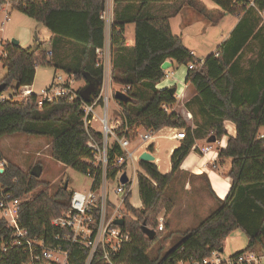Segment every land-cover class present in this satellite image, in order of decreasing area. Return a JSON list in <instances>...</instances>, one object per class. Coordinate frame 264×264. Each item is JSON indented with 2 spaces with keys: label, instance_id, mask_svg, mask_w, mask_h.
<instances>
[{
  "label": "trees",
  "instance_id": "obj_1",
  "mask_svg": "<svg viewBox=\"0 0 264 264\" xmlns=\"http://www.w3.org/2000/svg\"><path fill=\"white\" fill-rule=\"evenodd\" d=\"M107 0H0L2 8L9 4L27 17L45 26L51 33L49 42L36 41L28 48L5 46L6 57L1 64L7 70L0 82L14 95H0V140L22 134L28 137L50 139L52 157L57 162L86 175L92 169L90 136L98 142L103 135L87 130L83 118L85 102L80 91L90 81L103 82L104 64L97 51L105 46V21L102 12ZM163 0H114V21L111 31L112 80L129 86L130 101L118 102L124 126L119 137L130 140L140 128L159 131L163 128L184 129L186 138L171 156V172L162 174L154 163L140 162L148 177H138L142 208L136 209L131 195L126 200L128 215L124 230L131 242L122 246L113 256L117 264H176L189 258L203 259L212 252H224L226 239L242 230L248 238L246 251L264 248V23L260 11L264 0H211L225 15L239 19L228 39L210 56L202 59L184 46L182 39L171 28V16H159L154 8ZM189 5L200 7L202 2L190 0ZM133 24L135 44L127 45L125 28ZM259 51L256 58L245 66V54L251 43ZM68 47V50H67ZM51 52V55L48 53ZM204 60L203 66H199ZM177 66L195 64L189 70L186 84L193 89V97L185 103L192 114L194 128L175 111L178 99L170 89L159 90L157 85L166 77L162 69L165 62ZM39 66H54L64 70L74 82L84 86L72 94L53 101L39 102L34 92L16 100L23 87H31ZM96 98V96L93 97ZM90 101L89 103L93 102ZM87 103V104H89ZM235 127L230 135L226 123ZM226 138L219 149V160H230L227 176L231 179L228 196L221 200L209 183L210 192L218 208L194 228L179 237L173 248L165 252V243L175 236L169 232L167 214L172 204L166 192L181 171L198 140ZM154 145L149 147L153 152ZM122 154L114 144V154ZM41 168L30 173L9 164L0 170V200L8 194L22 200L19 223L29 234L53 241L58 229L50 222L70 206L72 191L59 187L53 192L50 182L41 179ZM27 198L23 200L24 197ZM165 211L164 230L159 231L158 215ZM130 212V214H129ZM144 228L156 232L153 239ZM14 230L0 215V264H25L28 255L23 248L13 245ZM244 251V252H246ZM238 253L234 257L239 256ZM87 252L71 248V263L84 264ZM93 264H105L99 256Z\"/></svg>",
  "mask_w": 264,
  "mask_h": 264
},
{
  "label": "built area",
  "instance_id": "obj_2",
  "mask_svg": "<svg viewBox=\"0 0 264 264\" xmlns=\"http://www.w3.org/2000/svg\"><path fill=\"white\" fill-rule=\"evenodd\" d=\"M101 16L105 24H108L110 17L106 8ZM260 16L264 23V11H260ZM0 46H4L3 40H0ZM97 53L101 57L102 50H98ZM48 55H51V52ZM3 57H6L5 51ZM203 64L204 60H201L199 66L201 67ZM196 67L195 64L187 66L188 71ZM166 78H168L167 74ZM73 84V78L68 75L67 79L61 76L57 77L49 88L38 95L39 103L42 104L44 101H53L58 97L72 94ZM102 88L101 86L100 94L94 98L92 103H85L83 106V122L86 129H93L103 135L101 142L90 136L92 169L85 176L91 180V185L83 186L81 190H73L69 208L51 220L50 226L59 230V233L54 235L53 241L45 240L39 235L32 237L26 229L20 226L19 213L22 200L16 199L10 194L0 200V215L14 230L13 245L23 248L28 255L25 264H72L71 248L75 246L83 252H87L84 264H93L97 256H99V261L105 264H117L113 261V256L121 250L123 245L131 242V236L124 230V226L116 225L115 221L117 219L125 220V216L128 215L124 214L127 209L126 200L132 195L134 177L138 178L140 175L148 177L139 167L140 152H149V147L155 146L158 134L163 133L165 128L159 131L144 129V134H140V130L143 128L137 130L133 141L137 138L141 139L137 146L139 154L133 153L130 150L133 141L125 135L122 137L118 135L124 126L123 119L109 118L108 116L109 98L101 94ZM129 90V86H122L121 91L124 93L127 94ZM20 93L25 97L33 91L30 87H23ZM100 107L105 108L104 118H100L96 112ZM171 107L164 106L169 111H171ZM188 116L192 118L191 114ZM98 121L102 125V131L97 130L94 126V123ZM169 138L182 142L186 138V132L184 129H175ZM111 139L112 141H110ZM214 143L218 144L219 141L216 140ZM214 143L200 148L203 157L208 156ZM114 144L121 148V155L115 153L112 156L111 150ZM1 165L3 167V164ZM124 174L128 176L127 183L121 182ZM164 219V214L158 218L159 231L164 230ZM263 260L264 253H259L254 249L231 258L228 264H263ZM176 264H225V262L221 258V252L214 251L206 258H189L180 260Z\"/></svg>",
  "mask_w": 264,
  "mask_h": 264
},
{
  "label": "rangeland",
  "instance_id": "obj_3",
  "mask_svg": "<svg viewBox=\"0 0 264 264\" xmlns=\"http://www.w3.org/2000/svg\"><path fill=\"white\" fill-rule=\"evenodd\" d=\"M189 1L190 0H163L162 3L155 6L154 11L155 14L159 16H171L170 19H172L175 35L181 37L185 47L196 51L204 59L217 50L224 37H226L230 28V23H232L234 16L225 15L219 11L217 6L211 0H204V2L197 0L202 2L201 7H205V9H207V14L203 15L198 11L200 7L190 6ZM109 2L110 0H107L106 4ZM206 4H208L209 7H207ZM213 7H215V9H211ZM12 11L17 12V10ZM12 11H10L11 14ZM6 15L7 14L5 11L0 13V40H2V38L5 40H3L4 46H0V82L7 75V70L1 64V58L3 57L5 46L8 42H11L12 39L18 40L17 33L25 29H30L35 39H39L41 42H49L52 37L51 33H49L44 25L27 17L26 15H22L19 11L18 13H13V17L8 22L6 21ZM3 29L5 30L4 33ZM125 37L126 41L131 42L132 45L135 44V28L133 24L126 26ZM258 51V44L256 42L251 43V45L246 50L244 62L245 66H247V62L249 60L256 58ZM111 55V52H107L104 59L101 58L103 60L104 68L106 69L111 68ZM174 70L177 71V68ZM59 76L67 79V74L62 69H58L54 66H39L37 68L34 84L31 86L32 91L35 94L40 95L46 88H49ZM165 83L166 82L163 81L161 82V84ZM72 86L73 89L77 91L79 88L84 86V81L74 82ZM188 86L191 90H193L190 85ZM120 88L121 85L115 83V91H118ZM21 94L22 93L19 92V96L16 97V100H19L23 97ZM13 95L14 89L12 88L4 91L2 94L4 98H8ZM114 104V99L110 98L108 116L109 118H121V109L120 111H115L112 114ZM97 112L100 118L105 117V108L100 107L97 109ZM227 124L234 128L232 123L227 122L226 127L228 126ZM94 126L99 131L103 130L99 121L95 122ZM144 133V129L140 130V134ZM158 135H160V139L157 141L155 146L159 151H157L155 156L159 159V163L157 164L159 165L160 170L164 171L166 165L168 166L170 164V160L167 156L166 142L162 138L165 133H159ZM133 140L134 138L132 141ZM110 141H112V139ZM218 141L221 142V140ZM140 142V138H137L135 141H133L130 146V150H135V147ZM205 142L206 139L197 141L196 144L199 143V148L201 145H204ZM222 144V142L218 144L214 143V148L219 150ZM1 164H3V167ZM9 164L17 166L25 173H30L37 167H40L42 172L41 179L51 183L53 186V192H55L59 187H64L66 184H68V190L70 191L81 190L83 186L89 187L91 185V180L84 174H81L71 167L65 166L53 159L52 142L50 139L28 137L22 134L1 139L0 170H4ZM188 179H190L193 183L195 196L200 198L203 192L205 195L203 198L207 200L206 203L213 202L211 201V197H209V195L212 196V194L210 192L209 183L206 176H202L199 180H197L185 170H181L176 175L174 182L166 192V197L172 204V210L167 214L166 220L170 226L169 232H175L176 235L171 237V239L165 243V252L173 248L174 244L179 241V237H181L182 234H184L187 230L197 226L202 221L200 219L208 215V212L204 210L205 208L200 210L199 206L195 211L193 210L195 208H193L191 205H189L186 209H182V206H184L185 197H183L181 194V186L185 185ZM137 194L138 178L135 176L133 193L130 200L138 203ZM26 198L27 196L24 197L23 200ZM203 204L205 203L203 202ZM204 207H206V205H204ZM164 213V210L161 211V213L158 215V218ZM194 213H196L195 218L193 217ZM124 214H128L127 209ZM184 217L189 219L186 225L182 224L185 220ZM172 221L177 223L176 228L172 227ZM247 247L248 238L246 234L242 230H237L226 239L224 243V252L221 253V258L225 264H228L232 257L238 253L246 251ZM256 250L259 253H264V248H257Z\"/></svg>",
  "mask_w": 264,
  "mask_h": 264
},
{
  "label": "crops",
  "instance_id": "obj_4",
  "mask_svg": "<svg viewBox=\"0 0 264 264\" xmlns=\"http://www.w3.org/2000/svg\"><path fill=\"white\" fill-rule=\"evenodd\" d=\"M200 1L204 2V0H200ZM206 6L209 7L208 4H206ZM9 9H11V7L9 4H7L1 10V12H3V11L6 12V14H7L6 15V17H7L6 21L7 22L9 20H11V18L13 17V13H18V11L16 12V11H12ZM106 9L108 11L110 20H109L108 24L107 23L105 24V46H104V49H102V54H101V58H103V59L106 56L107 52H111V54H112V46H111V31H112L111 28H112V25L111 24H112V21L114 20V0H110V2L106 4ZM211 9H215V7L211 8ZM10 11H12V14ZM21 14L24 15L23 13H21ZM238 21H239L238 18H236V17L233 18L232 23H230L229 31H228L226 37H224L222 42H224L226 39H228L232 30L234 29V27L238 23ZM170 23H171L172 31L175 34L174 27L172 24V19H170ZM4 32H5V30L3 31V33ZM17 34H18L17 39L19 41V45L23 48L32 47L35 45L36 41L39 40V39H35L32 31H30V29L22 30ZM2 40H4V39L2 38ZM127 45L130 47L133 46L131 44V42H128V41H127ZM188 49L191 50L190 48H188ZM191 51L198 58H202L196 51H194V50H191ZM111 59H112V57H111ZM175 68H177V71L174 70ZM188 72L189 71H188V68L186 65L177 66L176 64L172 63V67L166 71L168 78L163 80V82H166V83L165 84H161V83L158 84L157 88L159 90H163L166 88L170 89L173 87L176 88V96L178 98V102L176 105L171 107V111H175V112L179 113L184 118V120L187 122V124L194 128L195 125L193 122V118H190L188 116V114H191V113L185 107V103L187 101H189L194 95L193 90H191L190 87L188 86V84H186V78L188 76ZM180 82H182V83H180ZM114 85H115V83L112 80V68H109V69L105 68L104 79H103V84H102L103 88H102L101 94L104 97H108L109 100H110V98L114 99V92H115ZM121 89H122V86L119 90H121ZM114 101H115V99H114ZM108 107H109V104H108ZM101 108H103V107H101ZM120 109H121L120 106L115 101L114 108L112 109V114L115 111H120ZM97 114H98V112H97ZM98 116H99V114H98ZM227 129H228V133L230 135L235 134V127L233 128L232 126L228 125ZM173 131H175V128H165V130L163 132V133H165V135L162 138L166 142L167 156L170 160V164L168 166L166 165L164 171H161L159 165L157 164V163H159V159L155 156V154L159 150L156 148V146H154V150L152 153L149 152L155 157V161L153 163L157 166L158 170L162 174H168L171 172V169H172L171 156H172L173 152L181 145L180 141L169 138V136L171 137V132H173ZM263 132H264V130H263ZM159 137H160V135L157 136L156 143L160 139ZM198 141H200V140H198ZM226 141H227L226 138L221 139V142L223 143L221 148H223L225 146ZM221 142H219V143H221ZM209 144H211V143H209V141L206 140L205 144L201 145L198 148L199 143H197L195 149L192 151L190 156L184 162L181 170H185L186 172H188V174H190L192 177L196 178L197 180H199L202 176H206L208 182L211 184L212 189L215 191L218 198L223 200L228 196V193L230 191L231 184H232L231 179L227 176V174L230 171L231 161L230 160H219L218 159L219 150L217 148L215 149L214 146H213V149L208 153V156L203 157L201 152H200V148L207 146ZM137 146L135 147V150H133V153L139 154V151L137 152ZM215 150H216V152H215ZM140 154L142 155L143 152H140ZM206 163H208L207 166H204ZM139 167L142 170V172L146 174L145 170L141 167V165ZM183 187H184V189H183ZM194 191H195V189H194L193 183L191 182L190 179H188L186 181L185 185L181 186V194L183 195V197H185L184 206H182V209L183 208L186 209L189 205H191V206H193V208H195V209H193L194 211L196 210V208H198V206H199L200 210H202V208L203 209L205 208L204 210L208 212V215H206L200 219L203 221L212 212H214L218 208V204H217V201L210 195H209V197H211V199H212L211 201H213V202H210V203L207 202L206 203L207 200L205 198H203L205 196L204 193L201 191L202 194L199 198V197L194 195ZM137 197H138V203H135L132 200H130V203L132 204V206L134 208L141 209L142 208V201H141L140 195H139V186H138ZM203 202L205 204H203ZM204 205H206V207H204ZM164 216H165V213H164ZM195 216H196V213H194L193 217L195 218ZM184 219L185 220L182 224L186 225L189 219L187 217H184ZM171 225H172V227L176 228L177 223L176 222L174 223L172 221Z\"/></svg>",
  "mask_w": 264,
  "mask_h": 264
},
{
  "label": "water",
  "instance_id": "obj_5",
  "mask_svg": "<svg viewBox=\"0 0 264 264\" xmlns=\"http://www.w3.org/2000/svg\"><path fill=\"white\" fill-rule=\"evenodd\" d=\"M13 46H19V41L16 39H12L10 42ZM172 67V63L170 61H167L163 64L162 69L164 71H167L168 69H170ZM101 86H102V81L101 83L97 84L96 82L90 81L89 84L83 88L80 91V98L85 102V103H89L90 101L93 100L94 96H98L100 94L101 91ZM6 90V84L2 83L0 84V95ZM170 91L172 94L176 93V88H170ZM114 99L116 102H123V103H127L130 101L129 96L124 93L121 90L115 91V95H114ZM209 143H214L216 141L215 138H211L208 140ZM140 160L141 162H146V163H153L155 161V157L149 153V152H144L141 156H140ZM4 170H1V172H3ZM128 181V176L127 174H124L121 182L122 183H127ZM65 188H68V184H66ZM115 224L118 226H124L125 225V220L124 219H117L115 221ZM145 233L150 237V239H153L156 232L148 229V228H144Z\"/></svg>",
  "mask_w": 264,
  "mask_h": 264
}]
</instances>
